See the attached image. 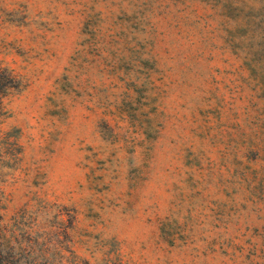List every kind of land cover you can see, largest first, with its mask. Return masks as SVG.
<instances>
[{
	"label": "rangeland",
	"instance_id": "374dc122",
	"mask_svg": "<svg viewBox=\"0 0 264 264\" xmlns=\"http://www.w3.org/2000/svg\"><path fill=\"white\" fill-rule=\"evenodd\" d=\"M0 67V256L264 264V0H0Z\"/></svg>",
	"mask_w": 264,
	"mask_h": 264
},
{
	"label": "trees",
	"instance_id": "16d2710c",
	"mask_svg": "<svg viewBox=\"0 0 264 264\" xmlns=\"http://www.w3.org/2000/svg\"><path fill=\"white\" fill-rule=\"evenodd\" d=\"M17 81L15 76L11 74L7 69L0 67V102L1 98L8 95L11 91L17 88ZM2 255V251H0ZM0 264H13L4 256H0Z\"/></svg>",
	"mask_w": 264,
	"mask_h": 264
}]
</instances>
